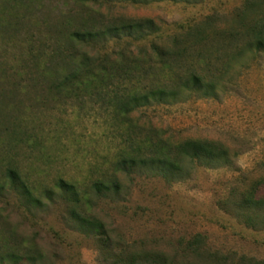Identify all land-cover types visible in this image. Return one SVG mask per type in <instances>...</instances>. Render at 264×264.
<instances>
[{
    "label": "rangeland",
    "instance_id": "1",
    "mask_svg": "<svg viewBox=\"0 0 264 264\" xmlns=\"http://www.w3.org/2000/svg\"><path fill=\"white\" fill-rule=\"evenodd\" d=\"M263 14L264 0H0V264H264V48H245ZM119 19L160 31L78 53L144 69L53 87L70 73L67 35ZM195 28L206 39L185 43ZM224 30L237 37H215ZM185 45L179 59L210 61L216 93L120 112L121 97L170 74L156 50ZM187 141L214 155L170 151ZM165 153L175 166L150 162Z\"/></svg>",
    "mask_w": 264,
    "mask_h": 264
},
{
    "label": "trees",
    "instance_id": "2",
    "mask_svg": "<svg viewBox=\"0 0 264 264\" xmlns=\"http://www.w3.org/2000/svg\"><path fill=\"white\" fill-rule=\"evenodd\" d=\"M85 1H97V0H85ZM129 1V0H123ZM135 3H147V0H130ZM155 1V0H152ZM104 28H99L97 24L90 22L84 24L80 29L70 32L67 35V40L70 43L69 53L66 59L70 65V73L66 75L60 82L53 84L55 88H74L84 85H92L93 80L100 79V82L104 85L107 81L113 83L114 80H118L119 84H123L128 79L131 80L129 73L144 69L137 59L131 58L126 62H113V61H102L93 62V58L86 54H79L78 51L83 45L94 44L102 39H116L122 36L131 37L134 40H142L151 37L158 33L160 29L150 19H119L118 21L111 20ZM241 33V32H240ZM245 33L252 39V43L247 45L245 48L252 49L253 47L257 50L264 48V14L263 16L252 26H249ZM215 37L226 38L229 36L237 37V33H233L228 30L218 31L214 34ZM207 34L201 29L195 28L190 29L183 39V41L190 42L192 39L198 38L205 40ZM174 39H177L175 37ZM192 47L184 46L178 49V52H170V50H156L159 57V63L170 70V74L157 78L156 75L149 77L153 78L150 87L142 90L136 88L130 96L125 99L121 97V101L118 103L120 112L130 113L137 108L143 106H149L152 104H163L169 102H175L180 96L185 95L188 92L203 91L204 95H212L216 93L221 82L220 77L211 76V62H193V65L184 63V58L179 59L182 55L189 54ZM61 50H56L55 56L60 53ZM63 53V51H61ZM60 55V54H59ZM173 55V56H172ZM54 56V57H55ZM172 57V58H171ZM210 64V65H209ZM185 66V67H184ZM186 69V71H185ZM154 67L150 66L149 71H153ZM221 70V69H217ZM152 73V72H151ZM149 76V75H148ZM138 79V78H137ZM90 83V84H89ZM101 84V85H102ZM108 85V84H105ZM138 85H141L140 83ZM140 87V86H139ZM138 89V90H137ZM161 149H165L162 147ZM169 149V148H167ZM171 149V148H170ZM173 149V148H172ZM216 150V146L207 142L201 141H187L177 147H174L171 152H177L178 154L191 156L193 159H199L201 156H212ZM169 154H164L162 159L151 160L150 162L154 165L173 167L175 164L168 161ZM8 178L14 183L19 179L18 174L10 170L8 172ZM60 189H68L69 192L74 193L75 187L64 182L59 181L57 185ZM94 187L97 191H102L104 187L102 184H95ZM2 189V187H0ZM108 189V188H106ZM81 222H86L82 217Z\"/></svg>",
    "mask_w": 264,
    "mask_h": 264
}]
</instances>
